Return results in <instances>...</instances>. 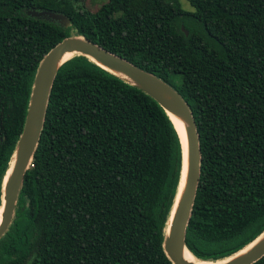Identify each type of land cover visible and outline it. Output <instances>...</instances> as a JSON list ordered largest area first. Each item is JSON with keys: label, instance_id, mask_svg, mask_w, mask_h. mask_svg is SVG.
Segmentation results:
<instances>
[{"label": "trees", "instance_id": "1", "mask_svg": "<svg viewBox=\"0 0 264 264\" xmlns=\"http://www.w3.org/2000/svg\"><path fill=\"white\" fill-rule=\"evenodd\" d=\"M81 2L0 0V193L39 60L80 35L186 102L200 163L184 243L201 260L234 253L264 229V0H105L94 11ZM180 169L158 104L72 56L54 76L0 264H171L161 242Z\"/></svg>", "mask_w": 264, "mask_h": 264}, {"label": "water", "instance_id": "2", "mask_svg": "<svg viewBox=\"0 0 264 264\" xmlns=\"http://www.w3.org/2000/svg\"><path fill=\"white\" fill-rule=\"evenodd\" d=\"M26 14L37 19L55 22L61 27L69 25V19L59 12L30 9L26 10ZM186 33V30H184L185 35ZM66 53L73 54L72 56H84L121 81L140 90L153 99L170 119L179 138L181 169L176 193L163 229L161 248L171 264H195L184 258V252L190 253L185 246L184 236L195 196L200 163L198 134L189 107L182 97L164 81L138 68L124 58L107 51L96 43L84 39L80 35L64 37L53 45L41 57L35 69L22 128L2 178L0 193V237L12 221L23 175L30 164L42 129L48 95L54 76L60 65L72 57L61 61V58ZM172 118L182 123L185 138L184 156L182 143ZM184 157L185 168L182 174ZM182 176L183 181L180 187ZM262 255H264V229L253 240L234 253L217 259L220 261L215 264H251Z\"/></svg>", "mask_w": 264, "mask_h": 264}, {"label": "bare ground", "instance_id": "3", "mask_svg": "<svg viewBox=\"0 0 264 264\" xmlns=\"http://www.w3.org/2000/svg\"><path fill=\"white\" fill-rule=\"evenodd\" d=\"M73 54H64L63 57L61 58V61L68 58V57H71ZM88 58H90L88 56ZM173 121H174V125L176 127V130L178 131V134H179V137H180V140H181V143H182V150H183V156L185 154V138H184V132H183V127H182V123L175 119V118H172ZM184 168H185V157L183 159V169H182V174L184 173ZM182 181H183V176L181 178V181H180V187L182 185ZM1 211V210H0ZM251 245V244H250ZM184 258L188 261H191V262H194L195 264H215V263H218L220 260H217V261H201L199 259H196L195 257H193L191 255V253H188V252H184Z\"/></svg>", "mask_w": 264, "mask_h": 264}, {"label": "rangeland", "instance_id": "4", "mask_svg": "<svg viewBox=\"0 0 264 264\" xmlns=\"http://www.w3.org/2000/svg\"><path fill=\"white\" fill-rule=\"evenodd\" d=\"M103 1L105 0H82L81 3L84 8L88 9L89 11H94ZM180 3L183 8L191 9L186 0H180Z\"/></svg>", "mask_w": 264, "mask_h": 264}]
</instances>
